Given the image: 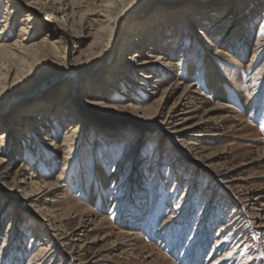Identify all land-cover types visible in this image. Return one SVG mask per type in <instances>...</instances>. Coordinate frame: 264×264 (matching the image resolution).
<instances>
[{
    "label": "rangeland",
    "instance_id": "rangeland-1",
    "mask_svg": "<svg viewBox=\"0 0 264 264\" xmlns=\"http://www.w3.org/2000/svg\"><path fill=\"white\" fill-rule=\"evenodd\" d=\"M136 1L124 16L131 0H42L65 15L63 34L43 6L0 0V38L9 17L16 42L0 51V264H264V0ZM184 1L208 52L183 42ZM131 53L164 61L138 68ZM206 55L234 84L222 97ZM82 97L106 108L73 112Z\"/></svg>",
    "mask_w": 264,
    "mask_h": 264
},
{
    "label": "bare ground",
    "instance_id": "bare-ground-1",
    "mask_svg": "<svg viewBox=\"0 0 264 264\" xmlns=\"http://www.w3.org/2000/svg\"><path fill=\"white\" fill-rule=\"evenodd\" d=\"M41 1L42 0H29V1L27 0L26 6L29 7L30 10L33 11V12L35 10V8H34L35 5L43 6L44 8H42V9L46 10V13H48V17L49 18H45V21H47L48 26L51 29H56V32H63V34H67L66 33L67 32L66 28H67L68 25L66 24V18H65V15L63 14V12L59 11V12H56V14H51V12L49 11L50 8H48L50 4H46V2L40 4ZM225 1L226 0H219V3L220 2L224 3ZM131 2L132 3H125V2L123 3V6H122V8L120 10V12L122 11L121 12L122 15L130 16V15H133L134 13L138 12V8L136 9L135 7H133V4L135 2H137V1L136 0H131ZM191 3H193V2L192 1H184V2L181 3L182 9H185V11L183 10V15H184L183 23H184V27H185L184 28V36L187 37L183 42H186V40H188V38L189 39L191 38L189 40V42H190L189 43V47L193 48L195 46V44L198 43L199 45L203 46V48L205 49V52H208V45H207L208 33L204 32L203 30H200V32L198 34L195 33V31L197 30L198 27H200V25L197 26L198 24L196 23V20L192 16V9L191 8L193 6L191 5ZM163 21H162V23H163ZM9 22H11L9 17L5 18L2 21L4 32L8 31V30L7 31H5V30H6V27H8L10 25ZM214 23H216V24L219 23V20H217ZM26 29L27 28H25V27L21 28L22 32L26 31ZM4 32H3V36L0 38V51H6L7 49H10L11 47H13V45H16V42L12 43V41L10 39V35H8L7 33H4ZM118 32H119V30L117 31V34H116V36H115V38L113 40L112 48L115 49V47L118 46V50L121 51L122 50V44L118 43L119 42V36H121V30L119 32L120 34H118ZM22 36L23 37H20L21 41H24L23 40L24 39V35H22ZM88 37H89L88 33L83 36V38H88ZM137 40H138V38L134 37L132 41L136 42ZM182 46H184V45H182ZM190 52H191V50H189V49L187 51H185V52H182L183 53L182 58L186 60L187 59V54H189ZM223 53L224 52L220 48H218L217 52L215 53V55H219V54H223ZM135 56H136L135 53H133V54L131 53L129 61H131V63H133L134 66L136 65L138 68H144V69H147L150 65L153 64L150 60L147 59V57H149V58L150 57L157 58L153 54H150V53H148L146 55V58H138L137 57V59H132ZM128 57L129 56H127V58ZM163 57H164V55L162 56V58ZM162 58L159 57L157 59H159V60L161 59V61H164V60H162ZM188 63H191V60H189ZM171 65H172V63L167 61V65H165V67H168V66H171ZM204 65L206 66V78H207V82H208L209 88L213 89L216 92V94H217L216 97H222L221 95L225 94L223 92H225L226 88L227 87H232L234 84L232 83V81H230L229 79H227V78H225L223 76V73L221 72L220 66L217 64L216 60L213 59L210 55H206V59H205ZM66 74L67 73H65V72L59 74L57 79L59 81H61V79L66 77ZM9 75H10V73L8 72L6 74L7 78L9 77ZM17 78H18L17 76H14V78L12 76V78H11V80L13 81L12 82V86H13L14 82L16 81L15 79H17ZM5 86H6V84H5ZM5 86H4L3 89H5ZM51 86H52V84H44L42 86V89L45 90V91H49L48 89H50L49 87H51ZM71 88H72V86L70 85V89L69 90H71ZM35 92L37 94V91H35ZM4 96H5V94L2 92L1 95H0V100ZM11 103L12 104L7 105L6 107H9V106L14 104L13 102H11ZM69 103L71 104V110L73 112H77V110L79 108L80 109L89 108L88 111H91V112H96V111L103 110L104 108H106L105 105L102 102L98 101V99H95V98H93V99H87V97H82L81 99H78V98H75V99L71 98L70 99L69 98ZM84 106H87V107H84ZM107 110H109V109H107ZM216 110H218V109L212 108L209 112H214ZM0 111H3V108H0ZM80 117H82V116H80ZM27 119L28 120L29 119H38V117L33 116V115H28ZM41 121L44 122L43 120H41ZM180 124L181 123H178V124H176V126H178ZM74 129H76V127L72 126L69 129V131L65 132V135H64V138H63V144H64L63 149L66 150L65 151L66 153H65V156H64L63 162H62V167H63L64 170L66 169V166L68 165L67 164V160H68V158L71 155L70 152H71L72 146L74 145V142H75V140L73 138ZM181 131H182V129H179L177 132H181ZM3 135L4 134L2 133L1 134V138H0V168L3 167V165L5 164V162H7V159H8V157L6 156L8 151L6 149L7 147H6V143H5V137ZM160 149H161V147L159 146L158 147V151ZM125 157L126 156H124V158ZM123 159L117 164L116 170L120 169L121 167H123L125 165V160H123ZM23 168H24V165L19 167L18 171L22 170ZM100 168L101 167L98 165V170H101ZM102 173L103 172L98 174V178L100 179L99 182L103 184L104 181H105L104 184H108L107 183V179L105 177V173H103V175H102ZM9 178H12V177H9ZM30 180H31V185H32V189H33V188H35L36 185H38L37 181H36L37 179L31 178ZM9 181L10 180H7V181L5 180V182H3V183H4L5 186H7V185L10 186L11 185V188H16V187L20 186L21 184L26 183L25 179H22V180H19V181L13 179L11 184H10ZM43 184L48 187L47 189H49V188L54 186V185H51V184H49L47 182H44ZM61 184H62V176H59L58 183H56L55 185H57L58 188H60ZM42 185H41V188H43ZM37 197H38L37 195L32 196V198H37ZM37 201H39V199H37ZM39 224L40 223H38V225ZM159 257H161V259H162V260H160L158 258L159 261H162L164 263L167 261L166 259H164V256H160L159 255Z\"/></svg>",
    "mask_w": 264,
    "mask_h": 264
}]
</instances>
